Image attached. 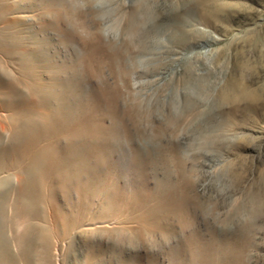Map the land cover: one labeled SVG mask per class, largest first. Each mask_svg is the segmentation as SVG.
<instances>
[{"label": "rangeland", "instance_id": "1", "mask_svg": "<svg viewBox=\"0 0 264 264\" xmlns=\"http://www.w3.org/2000/svg\"><path fill=\"white\" fill-rule=\"evenodd\" d=\"M28 1L0 0V264H170L179 227L137 219L166 180L204 241L264 264V0H64L74 24ZM115 120L117 145L86 132Z\"/></svg>", "mask_w": 264, "mask_h": 264}, {"label": "bare ground", "instance_id": "2", "mask_svg": "<svg viewBox=\"0 0 264 264\" xmlns=\"http://www.w3.org/2000/svg\"><path fill=\"white\" fill-rule=\"evenodd\" d=\"M28 1V0H27ZM2 2V1H1ZM29 2V1H28ZM66 2V1H65ZM64 2V0H44L43 1V4H44V9H46V11L50 12V11H55V12H62L64 14V16L69 20V22H76V18H77V15H76V12L72 11L71 8L72 6L68 7V5H66V3ZM42 3V2H41ZM69 4V2H68ZM1 5V4H0ZM30 5V4H28ZM41 5V4H40ZM71 5V4H70ZM3 6V5H1ZM31 6V5H30ZM34 6V5H33ZM37 6V5H36ZM43 7V6H42ZM20 8V7H19ZM33 8V7H32ZM38 8V7H37ZM34 9V8H33ZM76 9V8H75ZM36 10V9H35ZM38 10V9H37ZM8 11V10H7ZM41 11V10H40ZM39 11V12H40ZM7 13V12H6ZM56 13H54L53 15L55 16ZM5 16V15H4ZM61 16V15H60ZM134 18L131 19L130 21V26H129V31L131 33H136L137 31V28L139 25L143 24L146 22V17H135L133 16ZM41 18V16H40ZM61 18V17H59ZM51 17H49V21ZM64 19V18H63ZM54 20V19H53ZM52 20V21H53ZM66 20V19H65ZM21 21V20H20ZM47 21V20H45ZM51 21V22H52ZM153 21V20H152ZM55 22V21H54ZM79 22V21H78ZM155 22V21H153ZM45 23V22H44ZM49 23V22H48ZM61 23V22H60ZM43 24V22H42ZM55 25V23H54ZM154 28H157L158 26L153 24ZM58 26V25H57ZM42 27V25H41ZM52 27V26H50ZM56 27V25L54 26ZM49 28V27H47ZM61 28V27H60ZM54 29V28H52ZM57 29V28H56ZM70 29V28H69ZM140 29V28H139ZM59 30V29H57ZM4 31V30H3ZM5 32V31H4ZM3 34V33H2ZM6 35V34H5ZM1 36V35H0ZM131 37V36H130ZM129 37V38H130ZM128 39V38H127ZM16 41L18 43L21 42V40L19 38H16ZM132 41V40H131ZM134 42V41H133ZM16 43V44H18ZM101 43V42H100ZM130 43V42H128ZM141 43V42H140ZM131 44V43H130ZM133 44V43H132ZM29 45V44H28ZM110 50H112V44L110 45V43L106 44ZM105 45V46H106ZM140 46V45H139ZM129 47V46H128ZM133 47V46H132ZM126 48V47H125ZM129 49V48H127ZM133 49V48H132ZM34 50V49H33ZM37 50V49H36ZM93 50V49H92ZM102 50V49H101ZM31 51V50H29ZM38 53V52H37ZM109 53V52H108ZM18 55H21V54H18ZM38 55V54H37ZM100 55V54H99ZM112 55V54H111ZM22 59H24L25 61L27 62H35L37 60H39L38 57L36 56H32V57H27V58H23V56H21ZM85 57V56H84ZM105 58H108V57H105ZM18 59V58H17ZM114 59V58H113ZM82 60V59H81ZM103 60V59H102ZM101 60V61H102ZM56 61V60H55ZM99 61V62H101ZM24 62V61H23ZM104 62V61H103ZM55 63V62H54ZM95 63V62H94ZM51 64V63H50ZM45 65V64H44ZM98 65V63H97ZM101 65V64H100ZM46 66V65H45ZM50 66V65H49ZM51 67V66H50ZM97 67V66H96ZM94 70H92L93 72ZM51 72V71H50ZM97 71H94L93 73H95ZM49 75V74H48ZM56 75V74H55ZM54 75V76H55ZM59 75V73H58ZM57 75V76H58ZM50 77V76H49ZM60 77V76H59ZM51 79V78H50ZM58 79V78H57ZM62 79V78H61ZM60 81V80H59ZM64 82V80H63ZM56 87V86H55ZM61 87V86H60ZM64 87V86H62ZM67 87V86H66ZM44 88V87H43ZM57 88V87H56ZM59 88V87H58ZM64 88H62L58 95H57V99L59 100V105L57 106V109H55L53 106H50L48 107V111H47V117H48V120H50V125L48 126L49 128V131L53 132L57 127H62L64 128L66 125V117L67 115L70 114V109L68 107V109L66 107H64V98L65 96L64 95ZM49 91V90H48ZM56 92H58L56 90ZM55 92V93H56ZM44 93V92H43ZM53 93V92H51ZM98 93V92H97ZM103 93L99 94L98 95H102ZM45 95V94H44ZM90 96V94H88ZM94 95V93H93ZM90 96L91 98L93 97ZM104 95V94H103ZM87 96V95H86ZM47 97V96H46ZM56 97V96H55ZM99 97V96H98ZM106 97V96H105ZM88 98V97H87ZM103 98V97H102ZM95 99V98H94ZM101 99V98H100ZM105 99V98H103ZM102 99V100H103ZM107 99V98H106ZM105 99V100H106ZM97 100V99H96ZM42 101V100H41ZM52 101V100H51ZM88 101V99L86 100ZM92 102L93 99H91ZM44 102V101H42ZM55 102V101H53ZM102 102V101H101ZM40 103V102H39ZM104 103V102H103ZM110 103V102H109ZM41 104V103H40ZM50 104V103H48ZM67 104V103H66ZM82 104V103H81ZM87 104V103H86ZM52 105V104H51ZM41 106V105H39ZM84 106V105H83ZM86 106V105H85ZM96 107V106H95ZM47 108V106H46ZM88 108V107H87ZM86 108V109H87ZM91 108V107H90ZM99 108V106H98ZM106 109V108H104ZM113 109V108H112ZM92 110V109H91ZM94 110V108H93ZM96 110V109H95ZM94 110V111H95ZM44 111V110H43ZM86 111V110H85ZM88 111V110H87ZM38 112H40V110H38ZM93 112V111H92ZM90 112V113H92ZM130 112V111H129ZM41 113V112H40ZM39 113V114H40ZM99 114V113H97ZM132 115V113H131ZM16 118V117H15ZM54 119H57L59 121V125H53L51 124L52 120ZM94 121V120H93ZM15 122V121H14ZM28 122H30L29 124V127H28V131H35V125L34 123L32 122V119L30 118L28 120ZM103 123V122H102ZM12 124V123H11ZM27 124V123H26ZM110 124V123H109ZM108 124V125H109ZM46 126V125H45ZM91 126V125H90ZM14 127V126H13ZM92 127V126H91ZM61 128V129H62ZM46 129V128H45ZM56 130H59V128H57ZM66 130V129H64ZM69 130V129H68ZM23 130L20 128L16 133L19 134L21 133ZM24 132V131H23ZM68 132V131H67ZM89 135H92L93 137L94 136H101V137H109L112 142L114 144L118 143L119 141V137H120V132H121V125L115 121H113L109 126L105 127L101 124H96L94 126V128H92L91 130H87L86 131ZM28 133V132H27ZM63 133V132H62ZM66 134V133H65ZM72 135V133H68V135ZM87 134V135H88ZM67 135V134H66ZM77 136V135H76ZM81 136V135H80ZM84 136V135H83ZM91 136V137H92ZM64 137V136H63ZM70 137V136H69ZM74 137V136H72ZM71 137V138H72ZM81 138V137H80ZM79 138V139H80ZM86 138V137H85ZM95 138V137H94ZM87 139V138H86ZM98 139V138H97ZM73 140V139H72ZM75 140V139H74ZM76 140H78V138H76ZM83 140V139H82ZM89 140V139H88ZM0 141H1V136H0ZM29 141V140H28ZM87 141V140H86ZM96 141V140H95ZM33 142V141H32ZM30 142V144L32 143ZM70 142V141H69ZM81 142V141H79ZM84 142V141H83ZM98 142V141H97ZM96 143V142H95ZM98 145V144H97ZM110 145V144H109ZM117 145V144H116ZM27 146H30L29 144H27ZM68 146V145H67ZM84 146V145H83ZM114 146V145H113ZM97 147V146H96ZM121 147V146H120ZM17 148V147H16ZM85 148H87L85 146ZM83 148V149H79V150H74L72 147L69 148L67 150V156L69 157H73V158H85V157H88L89 155H93V156H101L102 154H104V151H101L102 148H100L97 152H93V150L89 149L90 151L93 152L90 153V151H86V149ZM110 148V147H109ZM111 149V148H110ZM118 149V148H117ZM15 149H13V152H14ZM104 150V149H103ZM112 150V149H111ZM101 151V152H100ZM108 151V150H106ZM19 152V151H17ZM137 152V151H135ZM108 153V152H106ZM138 153V152H137ZM22 154V155H21ZM20 156H27L28 155V151L26 150H22ZM24 154V155H23ZM38 155V154H37ZM37 155H29L31 158H37L39 156ZM106 155V154H105ZM117 155V154H116ZM28 156V157H29ZM115 156V154H114ZM105 158V157H104ZM112 158V157H111ZM110 158V159H111ZM115 160V159H114ZM170 160V159H169ZM110 161V160H109ZM117 161V160H116ZM169 174V173H168ZM182 176V174H180ZM167 178V177H166ZM181 179V178H180ZM165 180V178H164ZM171 180V179H170ZM160 187V186H159ZM152 193V192H151ZM47 195V194H46ZM148 195V192L147 194ZM130 197V196H129ZM189 196L187 194V192L183 191V189L181 190H178L176 188H171L169 186V182L166 180L164 181L163 185L160 187L159 190H157V192L153 193L152 195H150V198H148V200H152L153 199V202H154V205H152L153 207L150 209L146 208L144 206V201H142L140 204L141 206H144V209H143V212H140L137 216L139 219V222L140 224L142 225L141 229L142 228H146L145 226H156V227H159L160 228V231L158 232L159 235H158V239L160 240V242H164L167 238L166 234L164 233V229L165 227L168 225V224H173L175 226H178L179 229L181 230L180 231V234H181V238H182V243L179 245H176V246H172L169 250L170 252V264H239V256H241V250L240 247L241 246V243L238 244V247H237V241H233L234 243L232 242H229L227 240H224L226 239L224 235V238L223 240L219 237L218 233L219 232H212L209 239L207 241H204L198 230L196 229V227L192 224V222L189 220L188 216H187V213H188V209H187V204H186V201L188 200ZM128 199V198H127ZM130 199V198H129ZM134 202V201H133ZM152 202V203H153ZM117 203V202H116ZM136 203V202H135ZM151 203V204H152ZM122 204V203H121ZM137 204V203H136ZM117 205V204H116ZM119 205V204H118ZM146 205V204H145ZM131 206V205H130ZM147 206V205H146ZM150 206V205H149ZM118 207V206H117ZM129 207V206H128ZM136 208V209H135ZM135 211H138L137 208H140V207H135ZM121 209V208H120ZM128 209V208H127ZM131 209V208H129ZM119 210V209H118ZM141 210V208L139 209ZM131 211V210H130ZM139 212V211H138ZM154 213L155 215V219L154 218H151L150 216H152ZM135 215V214H134ZM4 216V215H3ZM78 219V218H77ZM192 219V217H191ZM134 220V219H133ZM73 221V220H72ZM74 222V221H73ZM78 222V221H77ZM140 229V230H141ZM157 229V228H156ZM0 230H1V227H0ZM1 232V231H0ZM169 233V232H168ZM225 234V232H224ZM157 235V234H156ZM175 235V234H174ZM170 236V235H169ZM172 236V235H171ZM170 236V237H171ZM236 236V235H235ZM176 237V236H175ZM230 237V236H228ZM173 238V237H172ZM171 238V239H172ZM179 238V237H178ZM231 239V238H230ZM169 240V239H168ZM1 241V239H0ZM171 240H169L170 242ZM178 241V240H177ZM231 241V240H230ZM1 243V242H0ZM166 243V242H165ZM176 243V242H175ZM2 244V243H1ZM173 244V242H172ZM164 245V244H163ZM1 246V245H0ZM162 246V245H161ZM166 247V246H164ZM243 247V246H242ZM169 248V247H167ZM160 250V249H158ZM167 250V249H166ZM164 251V250H163ZM168 252V253H169ZM163 257V256H162ZM168 257V255H167ZM100 258V257H99ZM184 259H186L184 261ZM4 262V261H3Z\"/></svg>", "mask_w": 264, "mask_h": 264}]
</instances>
